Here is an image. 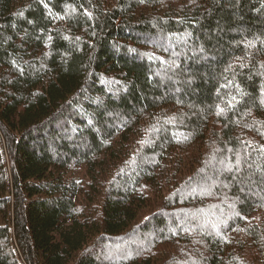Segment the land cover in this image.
I'll return each instance as SVG.
<instances>
[{
    "label": "trees",
    "instance_id": "obj_1",
    "mask_svg": "<svg viewBox=\"0 0 264 264\" xmlns=\"http://www.w3.org/2000/svg\"><path fill=\"white\" fill-rule=\"evenodd\" d=\"M0 264H264V0H0Z\"/></svg>",
    "mask_w": 264,
    "mask_h": 264
}]
</instances>
